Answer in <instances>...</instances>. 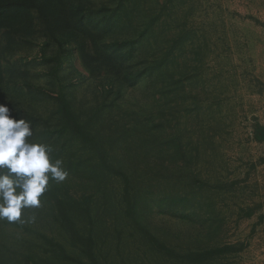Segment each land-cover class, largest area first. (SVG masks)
<instances>
[{
  "label": "rangeland",
  "instance_id": "rangeland-1",
  "mask_svg": "<svg viewBox=\"0 0 264 264\" xmlns=\"http://www.w3.org/2000/svg\"><path fill=\"white\" fill-rule=\"evenodd\" d=\"M22 1L0 103L68 176L0 264H264V0Z\"/></svg>",
  "mask_w": 264,
  "mask_h": 264
},
{
  "label": "clouds",
  "instance_id": "clouds-1",
  "mask_svg": "<svg viewBox=\"0 0 264 264\" xmlns=\"http://www.w3.org/2000/svg\"><path fill=\"white\" fill-rule=\"evenodd\" d=\"M30 122L0 103V220L33 223L25 209H38L50 181L62 183L68 172L62 159H52L50 146L31 142Z\"/></svg>",
  "mask_w": 264,
  "mask_h": 264
},
{
  "label": "trees",
  "instance_id": "trees-1",
  "mask_svg": "<svg viewBox=\"0 0 264 264\" xmlns=\"http://www.w3.org/2000/svg\"><path fill=\"white\" fill-rule=\"evenodd\" d=\"M24 4L25 3L22 0H19V1L1 0L0 1V14L1 15H12V14L17 13L19 11H22ZM1 17H3V16H1ZM223 252H225V250L221 249V250H217V251H211V252L204 253L203 256L210 257L212 255L220 254Z\"/></svg>",
  "mask_w": 264,
  "mask_h": 264
}]
</instances>
